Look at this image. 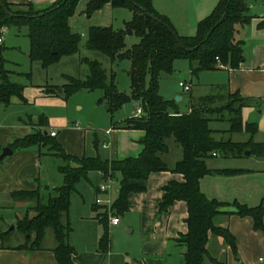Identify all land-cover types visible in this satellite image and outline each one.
<instances>
[{
  "label": "trees",
  "instance_id": "obj_1",
  "mask_svg": "<svg viewBox=\"0 0 264 264\" xmlns=\"http://www.w3.org/2000/svg\"><path fill=\"white\" fill-rule=\"evenodd\" d=\"M79 0H57L43 9L31 5H10L0 0L6 12L0 7V30L2 28H25L28 41V59L39 62L42 69L58 63L62 57H69L78 52L80 36L70 31L68 18L73 13ZM105 4L112 8H121L131 13V18L124 22L119 30L110 27H90L86 32L84 48L97 52L107 59L109 64L126 60L129 63L127 77L129 95L120 94L114 85V75L106 71L94 60H80L87 68L83 79L64 76L65 83L60 87L61 98L67 100L74 93L84 90L88 93L99 91L97 100L111 118L124 103H135L140 115L125 118L114 128L138 130L142 137L140 153L134 158L115 161H101L99 158H76L66 155L51 138L34 133L14 140L8 145L11 151L30 147H47L51 154L59 159L57 172L62 176V184L46 194L44 203L39 204L41 190L16 191L9 194L14 202H35V215L23 217L14 228L24 236L22 245L15 248L35 250L40 248L46 230H50L54 247L52 254L56 264H72L74 253L67 243L70 232L68 206L70 196L76 192L79 181L85 180L88 172H100L104 180H116L117 192L110 211L118 217L128 210V196L145 190V182L150 173L168 171L161 157L168 152L166 141L171 139L180 149L181 158L169 170L181 176V182L170 181L162 188L158 203V213H165L175 201L186 204V232L178 235L176 243L183 245L185 251L181 264H202L208 258L206 243L209 235L220 237L232 254H235L234 239L226 227L213 225V218L220 214H234L250 217L253 228L264 233L262 220L264 210L261 205L249 208L232 203L233 212H220L224 206L214 200H207L199 191L198 181L207 174L234 175L242 170H208L205 160L212 155L239 158L243 152L256 158L264 156L263 144L254 143L256 127L251 123L242 124L240 110L253 102L237 93L207 95L190 100L187 113H179L173 101H165L158 95V81L161 75L172 71L176 60H185L190 65V74L216 69L235 70L243 61L240 43L234 40L236 27L249 22L244 0H218L212 11L201 19L191 37L179 36L168 20L157 14L151 7L150 0H91L85 6V14L90 15ZM12 7H25L30 14L11 12ZM133 36L137 42L126 48L124 40ZM0 45V102L8 104L11 96L21 97V86L8 80ZM147 79V81H146ZM225 100L220 107H212L217 101ZM226 114L225 119H218L216 114ZM225 121L228 128L225 134L245 133L247 139L234 143L229 138L215 140L214 131L208 126L210 120ZM95 219L101 226L98 238V252L108 249L107 213L102 207ZM8 233L0 232V249ZM212 264H221L208 258Z\"/></svg>",
  "mask_w": 264,
  "mask_h": 264
},
{
  "label": "crops",
  "instance_id": "obj_2",
  "mask_svg": "<svg viewBox=\"0 0 264 264\" xmlns=\"http://www.w3.org/2000/svg\"><path fill=\"white\" fill-rule=\"evenodd\" d=\"M4 1L10 5H31L35 9H43L57 0ZM89 1L91 0H79L73 15L67 22L72 33L84 35L85 39L90 27H110L112 16L116 12L127 21L131 18L129 11L112 8L109 4L86 15L85 6ZM217 1L150 0L153 10L165 17L175 32L182 37H191L195 34L196 24L212 11ZM244 2L245 15L249 22L236 27L234 32V40L240 43L243 61L235 70L216 69L206 73L214 75L213 90L216 91L214 95L237 93L241 97L253 100L248 106L241 108L240 118L242 124L255 125L256 133L252 141L263 144L264 0H244ZM126 15L129 17L126 18ZM124 22H121V27ZM19 34L26 38V29L22 31L17 29L16 36ZM4 43V39L1 38L3 59L7 51ZM88 54L91 58H85L101 64L96 55ZM75 55L62 57L57 64L42 69L39 62L29 61L27 41L25 58L29 66L32 65L35 68V72L33 74L22 72L15 62H10L13 66L10 69L4 67L8 73L9 82L22 87L23 102L15 96L9 98L7 105L0 102V149L8 147L14 140L37 131L53 139L60 149L71 157H97L101 161H115L134 158L140 153L142 147L138 140L142 137L141 131L112 127V124H117L125 118L113 122L104 110L100 126L91 129L77 124L75 122L78 121L77 117L71 116L68 112L67 100H63L60 96V87L64 83H52L49 72L51 67L58 66L65 60L69 62ZM6 63L9 62L4 59V65ZM64 76L68 75L61 77L64 79ZM24 78L27 80L20 82ZM187 84L190 89L184 107L180 108L177 105L181 97L178 96L179 101H173L179 113L188 112L190 100L207 96L192 95L191 88H197L198 85L193 86L190 81ZM130 117H135L134 113ZM208 126L214 131L215 140L229 138L234 143H242L247 139V135L243 132L231 136L225 134L228 128L225 121L212 119ZM50 133H54V136H50ZM166 145L168 152L161 159L168 171L150 173L145 182V190L128 196V210L116 217L117 225L111 226L107 220L109 243L105 253L97 250L101 226L95 219V215L100 211L93 210L95 199L104 198V194L98 191L104 179L100 172L92 171L86 174L85 180L77 183L76 192L70 196L68 206L70 232L67 243L74 251L71 256L72 264L182 263L185 248L175 241L178 235L186 232L184 222L187 217L186 204L175 201L165 213L157 211L163 186L170 181H182L180 175L169 171L181 158L180 149L171 139L166 141ZM59 164V159L53 156L47 147H30L11 151V155L0 163V205L5 204L7 209L16 210L21 207V202L12 201L9 197L10 193L34 190L49 193L52 189L59 187L62 184V176L57 172ZM205 167L212 171H243L234 175L212 173L199 179L200 193L207 200H214L224 205L220 207V212H233L232 203L249 208L261 205L264 210V156L228 158L215 155L205 160ZM42 185H46L47 189L42 188ZM109 186L108 195L113 201L117 192V181L111 180ZM15 215L16 213L14 218ZM262 224L264 226V217ZM213 225L227 228L234 239L235 254H232L220 237L209 235L206 243L208 258L221 264H264V233L253 228L250 217L220 214L213 218ZM22 244L23 242L0 249V264H56L52 254L54 247L52 235H47L46 231L40 248L35 250L15 248ZM208 258H205L202 264H212Z\"/></svg>",
  "mask_w": 264,
  "mask_h": 264
},
{
  "label": "rangeland",
  "instance_id": "obj_3",
  "mask_svg": "<svg viewBox=\"0 0 264 264\" xmlns=\"http://www.w3.org/2000/svg\"><path fill=\"white\" fill-rule=\"evenodd\" d=\"M11 12L18 14H30L27 8H11ZM122 13V12H119ZM129 15H126L128 18ZM127 21L121 14H116L112 16V23L110 28L112 30H119L121 28V22ZM4 31H0V38L4 39V46L7 48L6 53L4 54V59L9 62L4 65L7 69L12 68L13 66L10 62H15L19 65V69L22 72H35V68L31 65L29 66L28 60L25 58V50L27 47V39L20 34L17 35V29L15 27L3 28ZM20 31L24 30V28H20ZM79 49L78 53L70 58L69 62L65 60L58 66H53L50 69L49 77L52 83H65V80L61 77L62 75H68L74 78L82 79L87 74L86 66L80 62L82 58L88 57L90 55H96V58L101 62L102 68L106 71L111 69L114 75V85L116 91L120 94L129 95V80L127 77L128 63L126 60L115 61L109 64L106 58L102 55L85 50L83 48L85 36L80 35ZM137 42V39L133 36L126 37L124 40L126 48L130 45ZM15 67V66H14ZM17 68V69H18ZM214 75L211 73H206V71L197 74V76L190 75V65L187 61L184 60H176L172 64V71L168 75H161L158 81V95L165 101H174L176 96L181 97V101L177 104L180 108H183L189 92H183L181 88L177 86L178 82L189 83L195 86L198 85L197 88H191L192 95H214L216 91L213 90V86L215 85ZM27 79H21L20 82H25ZM38 80V78L36 79ZM34 81V80H33ZM147 81V79H146ZM101 96L99 91H94L92 93H86L84 91H78L71 95L66 104L68 112L71 116L77 117L78 121L75 122L80 124L83 127L95 129V127H99L101 123V118L103 115L104 107L102 104L98 105L97 100ZM226 95L223 94L222 97ZM225 100L215 102L212 107H220L223 105ZM135 103L126 102L124 103L116 112H114L111 116V120L114 122L115 120H119L122 118H127L132 116V113L135 112ZM216 118L225 119L226 114H216ZM46 187V185H42V188ZM50 193V191H49ZM46 199V194L40 191L38 203H44ZM35 202H21V207L15 209L9 208L7 209V205H0V232L4 233L8 231V229L13 226V230L8 231V237L4 242V245L14 246L16 244L22 243L24 241V236L20 234L15 228V224L17 221H20L23 217L31 218L35 215ZM14 213H16L14 218ZM47 235H50V230H46ZM177 240V239H176Z\"/></svg>",
  "mask_w": 264,
  "mask_h": 264
},
{
  "label": "built area",
  "instance_id": "obj_4",
  "mask_svg": "<svg viewBox=\"0 0 264 264\" xmlns=\"http://www.w3.org/2000/svg\"><path fill=\"white\" fill-rule=\"evenodd\" d=\"M0 42H1V38H0ZM177 86L179 88H181V90L183 92H188L189 89H190V86L187 83L185 84V83H182V82H178ZM139 115H140V109L138 108V109L135 110L134 116H139ZM50 136H54V133H50ZM263 146H264V142H263ZM212 156H214V155H212ZM110 183H111V180L110 179H106L99 185L98 191H99V193L104 194V198H96L95 201H94V206H98V207L104 208L106 210V213H107V217H108L107 220H108L109 225L115 226V225L118 224V219L115 216H112L111 215V211H110V206H111V204L113 202L110 199L109 195H108L109 190H110V186H109Z\"/></svg>",
  "mask_w": 264,
  "mask_h": 264
},
{
  "label": "water",
  "instance_id": "obj_5",
  "mask_svg": "<svg viewBox=\"0 0 264 264\" xmlns=\"http://www.w3.org/2000/svg\"><path fill=\"white\" fill-rule=\"evenodd\" d=\"M0 7L2 8V10L4 11V12H6V9H5V7L3 6V4L0 2ZM177 101H179V97L178 96H176L175 98H174V102H177ZM11 155V150L8 148V147H3V148H1L0 149V163L2 162V160L4 159V158H6V157H8V156H10ZM243 156H245V157H248L249 156V153L247 152V151H244L243 152ZM44 189H47V187H44ZM10 230H13V226H11L9 229H8V231H10ZM8 231H6V232H4V233H7Z\"/></svg>",
  "mask_w": 264,
  "mask_h": 264
}]
</instances>
